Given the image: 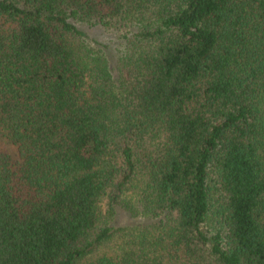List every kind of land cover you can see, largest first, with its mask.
<instances>
[{"label":"trees","instance_id":"16d2710c","mask_svg":"<svg viewBox=\"0 0 264 264\" xmlns=\"http://www.w3.org/2000/svg\"><path fill=\"white\" fill-rule=\"evenodd\" d=\"M0 264H264V0H0Z\"/></svg>","mask_w":264,"mask_h":264},{"label":"rangeland","instance_id":"374dc122","mask_svg":"<svg viewBox=\"0 0 264 264\" xmlns=\"http://www.w3.org/2000/svg\"><path fill=\"white\" fill-rule=\"evenodd\" d=\"M76 23L78 27L84 30L89 35V37L92 39V41L97 42L98 45L109 44L113 39L112 33H110L109 31H107L105 28L101 26H91V25H88L86 23H81V22H76ZM120 214L121 212H119L118 214L119 223L127 219L124 213H122L121 215ZM127 221H130V219H127Z\"/></svg>","mask_w":264,"mask_h":264}]
</instances>
